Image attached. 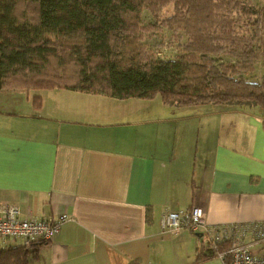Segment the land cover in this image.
Masks as SVG:
<instances>
[{"label": "crops", "instance_id": "0c3cea01", "mask_svg": "<svg viewBox=\"0 0 264 264\" xmlns=\"http://www.w3.org/2000/svg\"><path fill=\"white\" fill-rule=\"evenodd\" d=\"M156 97L0 89V205L71 217L29 264H218L198 232L162 231L161 213L197 204L209 223L264 221V110Z\"/></svg>", "mask_w": 264, "mask_h": 264}, {"label": "trees", "instance_id": "16d2710c", "mask_svg": "<svg viewBox=\"0 0 264 264\" xmlns=\"http://www.w3.org/2000/svg\"><path fill=\"white\" fill-rule=\"evenodd\" d=\"M168 5L172 13L161 18V10ZM144 8L152 19L147 25L139 23ZM163 26L177 39L186 38L171 59H160L140 46L144 31ZM218 54L231 55L236 61L217 64L214 56ZM51 59H58L59 65L73 63L76 78L45 72ZM251 59L264 61V4L0 0V89L60 87L117 99L157 96L177 107L214 104L264 110V75L250 80L240 74V65L246 66ZM40 101L34 97L36 106ZM38 244L31 250L22 245L0 248V264H29Z\"/></svg>", "mask_w": 264, "mask_h": 264}, {"label": "built area", "instance_id": "2783aa9c", "mask_svg": "<svg viewBox=\"0 0 264 264\" xmlns=\"http://www.w3.org/2000/svg\"><path fill=\"white\" fill-rule=\"evenodd\" d=\"M71 217L65 212L56 218L22 216L15 204L0 205V247L11 239L26 250L39 242L55 237L62 224ZM162 231L176 233L186 229L198 232L207 240L210 254L221 264H264V256L253 252V247L264 244V221L209 223L200 205L188 208L165 209L160 216Z\"/></svg>", "mask_w": 264, "mask_h": 264}, {"label": "rangeland", "instance_id": "374dc122", "mask_svg": "<svg viewBox=\"0 0 264 264\" xmlns=\"http://www.w3.org/2000/svg\"><path fill=\"white\" fill-rule=\"evenodd\" d=\"M244 2L248 4H254L256 6H260L264 4V0H243ZM172 13L171 10V5H168L164 7L161 10V18L168 17ZM152 22L151 15L147 8L142 9V12L140 14V20L139 23L141 25H147L148 23ZM243 30V26H240ZM244 32H247L243 30ZM185 36L179 40L176 38L175 34L173 31L169 30L166 27H160L156 31L155 30H150V31H144L142 33V38L140 39V43L142 45L141 48L143 50H147L150 52V54H153L154 56L160 58V59H171L174 58L178 55V52L180 51V44L185 42ZM214 60L217 64L220 63H235L236 59L231 57V55L228 54H218L214 56ZM264 61H258L254 59H251L249 64L248 61H246L245 65H240V74L248 78L250 80H259L262 75H264ZM44 70V69H43ZM36 71V70H33ZM47 73H56L55 76L58 77H67V78H73L75 79L77 76V68L73 63H68L66 65H59L58 59H51L47 63V67L44 70ZM33 74L30 73L29 76H32ZM52 76V75H51ZM34 91V90H31ZM33 93H38V92H33ZM159 98V97H156ZM201 106L204 107H199L201 108H207L209 106L215 107L214 104H203ZM218 261V264H220V260L215 257ZM216 264V262H215Z\"/></svg>", "mask_w": 264, "mask_h": 264}, {"label": "water", "instance_id": "95a60500", "mask_svg": "<svg viewBox=\"0 0 264 264\" xmlns=\"http://www.w3.org/2000/svg\"><path fill=\"white\" fill-rule=\"evenodd\" d=\"M200 234V233H199Z\"/></svg>", "mask_w": 264, "mask_h": 264}]
</instances>
